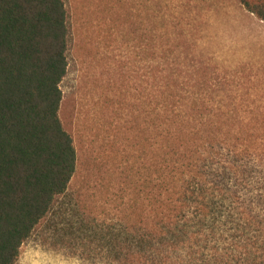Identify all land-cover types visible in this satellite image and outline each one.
<instances>
[{"label":"trees","instance_id":"16d2710c","mask_svg":"<svg viewBox=\"0 0 264 264\" xmlns=\"http://www.w3.org/2000/svg\"><path fill=\"white\" fill-rule=\"evenodd\" d=\"M237 2L264 22V0ZM157 7L139 90L146 135L125 182L131 202L118 230L98 238L122 264H264L263 130L215 106L224 98L215 79L184 60L183 32L169 33ZM67 48L63 0H0V264L17 261L75 172L58 116Z\"/></svg>","mask_w":264,"mask_h":264},{"label":"rangeland","instance_id":"374dc122","mask_svg":"<svg viewBox=\"0 0 264 264\" xmlns=\"http://www.w3.org/2000/svg\"><path fill=\"white\" fill-rule=\"evenodd\" d=\"M63 2L68 66L58 116L76 167L66 194L22 243L14 264H122L98 237L100 229L118 230L117 218L131 202L125 182L146 135L139 90L157 6L168 32H183L177 41L184 60L215 79L216 95L224 97L215 106L242 110L243 124L263 134L264 22L237 0Z\"/></svg>","mask_w":264,"mask_h":264}]
</instances>
